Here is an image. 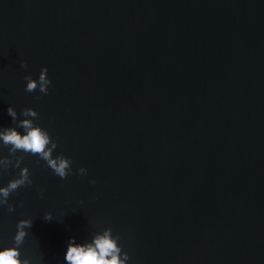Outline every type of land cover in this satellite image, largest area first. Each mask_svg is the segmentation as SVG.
<instances>
[{"label": "water", "instance_id": "water-1", "mask_svg": "<svg viewBox=\"0 0 264 264\" xmlns=\"http://www.w3.org/2000/svg\"><path fill=\"white\" fill-rule=\"evenodd\" d=\"M44 67L48 93L25 91ZM9 106L72 163L0 141V187L32 179L0 205V250L30 219V264L107 228L126 264H264V0H0V130Z\"/></svg>", "mask_w": 264, "mask_h": 264}, {"label": "clouds", "instance_id": "clouds-1", "mask_svg": "<svg viewBox=\"0 0 264 264\" xmlns=\"http://www.w3.org/2000/svg\"><path fill=\"white\" fill-rule=\"evenodd\" d=\"M21 66L26 68L27 62H22ZM47 73L48 69L44 67L38 80L33 79L31 75L25 76L27 81L25 91L34 92L39 88L42 94H47L49 85L52 83ZM7 112L17 126L0 130V141L3 142L4 146H10V153L14 155L17 151H23L39 156L56 175L62 179L67 178L71 170V159L63 154L53 156V150L57 148V143L52 140L49 132L35 124L33 119L25 118L17 121L18 114L12 106L8 107ZM21 115L36 118L38 112L34 108H25ZM19 129H23V133ZM22 160L23 157L17 158L15 167L19 168ZM11 163L9 157L0 159V165L4 169H7ZM86 171L83 167L79 169L81 175L85 174ZM31 183L32 179L28 167L22 168L17 178L10 180L6 186L0 187V205L8 204V210L13 211L14 206L8 203V197L19 187ZM45 219L51 220L52 213H46ZM31 225L32 220L30 219L19 221L18 231L14 237L17 246L0 250V264H21V261L23 264H30L28 259H21L19 245L23 243L27 235L26 229L30 228ZM121 251L118 238H114L111 228H107L102 233H97L93 240L88 243L77 244L75 238H72L68 244L65 260L66 264H126L129 255L124 252L121 256Z\"/></svg>", "mask_w": 264, "mask_h": 264}]
</instances>
